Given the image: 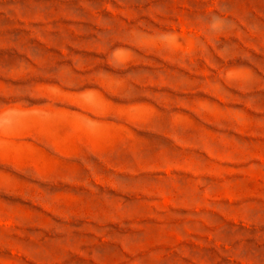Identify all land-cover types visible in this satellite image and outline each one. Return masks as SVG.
I'll use <instances>...</instances> for the list:
<instances>
[{"label": "rangeland", "instance_id": "rangeland-1", "mask_svg": "<svg viewBox=\"0 0 264 264\" xmlns=\"http://www.w3.org/2000/svg\"><path fill=\"white\" fill-rule=\"evenodd\" d=\"M0 264H264V0H0Z\"/></svg>", "mask_w": 264, "mask_h": 264}]
</instances>
